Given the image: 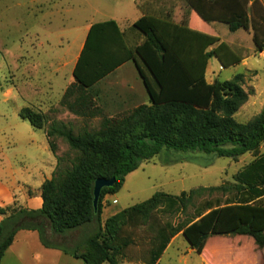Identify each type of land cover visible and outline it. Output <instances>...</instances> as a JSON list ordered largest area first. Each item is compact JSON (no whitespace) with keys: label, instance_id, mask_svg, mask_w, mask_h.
<instances>
[{"label":"trees","instance_id":"trees-1","mask_svg":"<svg viewBox=\"0 0 264 264\" xmlns=\"http://www.w3.org/2000/svg\"><path fill=\"white\" fill-rule=\"evenodd\" d=\"M201 20L226 24L230 32L251 30L258 52L264 51V3L261 0H186ZM140 37L130 44L114 20L93 23L73 68V83L64 99L79 92L69 108L82 117L101 114L91 91L126 62H133L150 104L127 113L105 116L97 130L75 134L53 124L45 129V115L23 108L20 117L46 134L57 160L51 179L40 189L38 210L0 207V264L20 231H35L45 249L59 250L83 264H120L123 261L157 264L173 237L181 231L161 220L159 210L178 202L186 210L203 192L237 189L264 196V161L252 163L240 185L191 191L187 196L155 193L150 199L124 209L104 222L103 200L121 190L128 174L142 163L167 152L202 154L237 159L257 153L264 143V108L252 120L240 123L235 115L252 92L243 88L245 75L208 83L206 70L215 57L223 68L245 58L219 38L192 30L188 20L143 16L132 26ZM141 41V42H140ZM64 138L74 157L58 156L55 139ZM99 178H116L101 191L94 207V184ZM30 196L32 190L28 191ZM259 208L264 209V199ZM251 214V213H250ZM246 216L230 210L214 212L194 224V248L200 249L210 233L252 237L264 248V212ZM200 217V215H198Z\"/></svg>","mask_w":264,"mask_h":264},{"label":"rangeland","instance_id":"rangeland-1","mask_svg":"<svg viewBox=\"0 0 264 264\" xmlns=\"http://www.w3.org/2000/svg\"><path fill=\"white\" fill-rule=\"evenodd\" d=\"M125 2L0 0V180L5 184L11 186L14 178H19L35 187L51 179L48 163L55 156L45 132L33 128L20 117L23 108L45 115V129L55 124L78 134L97 130L105 116L124 114L141 104H150L144 83L132 62L108 75L91 91L99 96L96 105L101 110L100 115L85 118L70 110L69 104L79 95L76 90L70 94L73 96L64 99L73 83V67L86 39L87 28L113 18L124 26L125 21L120 17L122 13L126 15ZM200 21L197 18L195 22ZM209 27L204 32L219 38V42L208 51L225 42L245 58L228 68H223L215 57L211 58L206 79L212 84L216 80L229 81L240 73L245 75L243 88L252 95L235 119L246 123L264 108V51L256 50L251 30L230 32L223 23L213 26L214 31ZM55 141L58 156L74 157L64 138L58 137ZM258 161H264V143L257 153H247L237 159L163 152L128 174L119 192L105 196L102 220L158 192L180 197L198 189L240 185L239 177L247 176L249 167ZM55 171L56 167L53 173ZM256 193L232 188L227 192L206 191L195 196L186 210L178 202L167 203L158 212L161 220L181 227V231L173 237L157 264H264V248L252 237L210 233L202 247L196 249L191 231L194 224L214 212L236 210L246 216L261 214L264 209L258 205L264 196L256 198ZM24 197L19 199L23 206ZM14 208L22 207L15 205ZM21 236L6 252L2 264H83L67 255L59 257L49 253L41 247L39 237L26 239ZM120 264L143 263L123 261Z\"/></svg>","mask_w":264,"mask_h":264},{"label":"crops","instance_id":"crops-1","mask_svg":"<svg viewBox=\"0 0 264 264\" xmlns=\"http://www.w3.org/2000/svg\"><path fill=\"white\" fill-rule=\"evenodd\" d=\"M125 4L127 5L125 9L126 15H123L122 13V16L120 17L121 19H124L125 21L124 26H122L120 24V21L116 18L108 19V20L116 21L121 32L127 35V38L130 44H132V40H135L137 37H140V35L137 32L132 30V26L138 19H140L143 16H149V17H153L157 19H172L177 24L181 23L182 20L186 19L188 20V26L190 29L200 31L202 33H205L204 31L207 30L209 26H210L209 28H211V30L214 31L213 26H215L216 24H219V22H212L208 24L204 22L203 20H201L200 17L196 14V12L189 6L186 0H126ZM197 18L198 20H201L202 22L201 21L195 22ZM128 19H132V20H128ZM108 20H105V21H108ZM90 26L87 28V33H88ZM83 44H82V47H83ZM128 64L129 62H126L125 64L120 66L118 69H116L114 72L121 70L122 68H125ZM130 94L135 95V93H130ZM48 164L50 166L49 174H51V178H52L53 170L55 169L57 165V161L55 157ZM45 180H43V182ZM43 182H41L40 184L34 187L30 184H27L26 182H21L19 178H14L13 184L9 186L0 180V207L14 208L16 205L17 207H22L23 209H27V210L40 209L42 206V199L40 197V189H41ZM29 190H32L33 192L32 196L28 194ZM22 195L25 196L24 206L20 204V201H19ZM110 216H112V214L108 215L106 218L104 217L103 222ZM3 219H4V216L0 215V222ZM36 234L37 233L35 231H20L18 237L16 236V239H18L19 241V238L22 237L21 235L25 236L26 239L32 238V237L38 238ZM12 248L13 246L9 250H11ZM46 250H48V252L51 254H58L59 257L66 256L65 254L57 250H50V249H46ZM66 257H69V256H66Z\"/></svg>","mask_w":264,"mask_h":264},{"label":"water","instance_id":"water-1","mask_svg":"<svg viewBox=\"0 0 264 264\" xmlns=\"http://www.w3.org/2000/svg\"><path fill=\"white\" fill-rule=\"evenodd\" d=\"M115 182H116V178H111V179L99 178L95 181V184H94V207L95 209L98 206L101 191L104 188L113 187Z\"/></svg>","mask_w":264,"mask_h":264}]
</instances>
